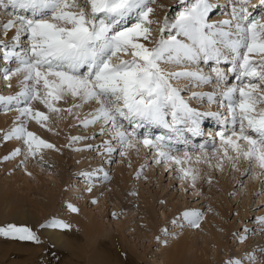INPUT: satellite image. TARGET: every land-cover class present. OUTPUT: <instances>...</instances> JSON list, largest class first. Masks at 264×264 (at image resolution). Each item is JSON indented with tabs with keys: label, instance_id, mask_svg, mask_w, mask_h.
Wrapping results in <instances>:
<instances>
[{
	"label": "snow or ice",
	"instance_id": "1",
	"mask_svg": "<svg viewBox=\"0 0 264 264\" xmlns=\"http://www.w3.org/2000/svg\"><path fill=\"white\" fill-rule=\"evenodd\" d=\"M154 2L88 0L90 12H85L83 8L73 10L78 7L76 0H0V15L9 17L2 25L3 33L15 29V44L12 48L18 46L22 35L28 39V47L22 53L4 45V59L14 57L19 63L15 71L6 73L4 78L11 79V75L23 72L24 87L17 96H0V102L12 104L22 98L27 105L32 100L40 99L49 111L60 112L61 109L54 107L53 101H59L67 95L79 98L84 103L95 101L99 107L92 118L85 119L83 124L87 126L99 120L105 124L111 123L114 138L122 146L134 147L129 135L121 130L122 126L118 123L121 117L129 121L139 118L170 127L165 120V116L170 113L173 124L191 119L194 127L190 131L198 132L197 120L193 117L198 118L201 114L189 107L181 97L180 89L170 81L189 78L199 83H209L211 77L199 71L165 72L161 62L179 64L182 60L195 62L199 59H214L219 64L222 49H227L235 54L233 70L236 60L240 61L239 68L242 71L237 78H248L249 82L228 88L222 94L228 101L227 111L231 123L234 126L239 123V132L233 130L230 135L219 133L220 148L214 147L213 151H222L229 161L243 157L264 171V108H257V105H264V88L261 87L264 85V59L254 62L250 57V54L264 56V20L252 18L245 6L248 0H243L240 11L237 13L233 10L235 32L226 31L225 27H233L232 21L224 20L220 25L208 23L212 8L210 0H195L170 25L176 34L166 39L163 37V33L169 29L165 20L159 29L161 38L149 47L152 43L151 25L154 23L150 15L155 11L149 4ZM260 4L264 5V0H260ZM26 12H30L31 16L21 14ZM133 12H136L138 22L132 27L113 32V25ZM101 13L105 18L97 20ZM141 39L148 43L140 42ZM242 48L246 49L243 53L240 51ZM120 53L130 55L131 59H121ZM85 67L87 71L81 73L80 70ZM213 71L218 83L224 81V72L219 68ZM255 80L259 83L252 82ZM40 87L44 89L43 96L40 95ZM201 95L204 94L193 93L194 97ZM207 95L209 101L213 100L212 94ZM68 111L71 112V109ZM19 112L21 116L36 119L37 123L48 119L44 113H33L27 106L19 109ZM209 115L220 118L218 113ZM221 122L227 123V118ZM13 137L23 139L28 155L34 156L40 148H54V145L27 131L24 124L13 128L5 134L4 139ZM239 141H243L244 145ZM143 144L156 148L160 158L173 161L176 165L190 159L187 152L184 153L185 159H181L164 151V145L159 141L144 139ZM229 149L235 153V157L228 154ZM107 151L112 152L113 149L109 146ZM19 154L20 149H15L5 159ZM180 172L182 178L195 181L196 176L191 169L181 167ZM104 175L107 178V173ZM69 208L72 212L78 211L72 205ZM183 216L191 226L199 227L200 213L186 211ZM53 226L69 228L68 224L62 222H53ZM0 235L39 242L31 229L12 224L0 227Z\"/></svg>",
	"mask_w": 264,
	"mask_h": 264
},
{
	"label": "bare ground",
	"instance_id": "2",
	"mask_svg": "<svg viewBox=\"0 0 264 264\" xmlns=\"http://www.w3.org/2000/svg\"><path fill=\"white\" fill-rule=\"evenodd\" d=\"M212 1L213 4H217V0ZM214 8L217 9L215 5H212L211 9ZM259 10L260 13L257 15L258 20H264V9ZM0 17V43H4L5 40L10 41L11 39H13V37L15 36V29H11L7 34H4L2 25L7 20V17L4 15ZM208 17L210 18V21H214L215 19H217L214 14H210ZM104 18L105 17L102 14L100 15L99 19ZM122 20L125 21V19L123 18L119 20V22H121ZM234 22L236 21L234 20ZM224 30L229 31V28L226 29L225 27ZM173 32L174 34H176L175 29H173ZM178 39L184 40L185 38L178 37ZM13 41H11L10 43H15V41ZM20 42L18 44L19 46ZM140 42L146 43L142 39L140 40ZM4 51L5 50H3L2 52L4 53ZM225 51L228 50L225 49ZM225 51H223L222 49L223 54L220 58L219 64H217L214 59L208 61L202 59L204 62L201 65V61H199V59L195 62L190 61L192 62L190 64H188L184 60H182L179 64L164 62L165 64H163V66L173 71H195L196 69H198L199 72H201L205 76L211 77V82L213 83L212 77H215V80H217L213 69L217 67L221 70L223 69V67H227V65H225V61H227V56L224 54ZM230 53L232 52L230 51ZM3 58L4 57H2V59ZM229 58L230 59L228 60V62L230 61L231 64H233V61L235 60V54L233 53L232 55H230ZM221 61L223 62L221 63ZM211 63H213V65H211ZM181 67L183 69H179ZM230 69H233V65H231ZM221 71L223 72V70ZM208 72L212 73L213 76H210V73ZM236 72L239 73L238 71ZM23 76V72L11 75V79H5L4 74L3 76H0V90L4 88V97H6V93L9 92L11 94V91H16V89L20 88L23 85ZM172 80L181 84H185L189 81H192L193 87L195 88L198 85L197 81L189 78H180ZM237 80L239 79L237 78L236 81ZM211 82L199 83L203 86L202 91H214L216 88L214 89L213 87H211ZM216 84L217 83H215V86ZM229 86L231 85L228 84V88ZM234 87H237V84L234 85ZM220 94L221 92L219 93V95ZM219 98L224 97L220 95ZM63 100L65 101V105L68 104L66 99ZM224 105L225 103H220L221 107ZM68 107L69 109H71V112L68 111L69 109H67L66 111L67 115H69L68 118H72L70 117L71 114H74L76 112L75 114L79 119H91L92 115L98 108H83L78 104V102H72V104ZM37 108L39 109V112H44L41 107L37 106ZM201 108L202 109H200V112H203V114L201 113V117L196 119L198 127L201 120L212 118L213 116H210L208 114L209 112L205 109V106ZM19 115L20 113L15 111L3 112L2 114H0V131L4 132L7 130V133H9L12 131L13 128L21 125L22 119H18ZM220 116L221 113L219 117ZM224 118H219L220 124H224L221 122ZM124 121L127 124V119H125ZM169 121L170 122L167 121V123L171 125L170 127H165L163 124L156 123L157 126L162 129V135L159 136L158 133V138L156 139L157 141L159 140V142L161 143V138H164V140L166 138L165 144L163 145L166 146L168 150L173 152L171 148L172 141L176 137L179 139V137L182 136V133H184V130L187 131L190 129V127H185V125L193 124L191 119H185V125L184 122H177L178 124L175 129L174 126L176 125V123L173 124L172 116ZM229 123H231L230 120ZM150 124L154 123L151 122ZM179 125H182V129H178ZM148 127H151V125H149ZM173 129L175 130V135H172L173 133H169ZM27 131L34 133L37 137L43 139L47 143L54 145V148H40L36 151V154L33 156L27 154V146L24 143L23 145L25 148L22 149L19 142L22 139H16L15 137H13L10 140H2L0 142V162H2L0 163V223L6 221H12L15 223L25 221L23 223H25L26 226H33L37 225L40 221L42 222L46 218H49V221H47L49 222V224L47 226L45 225V227H42L39 232L44 238V240L47 242L48 247L52 246L55 251L54 254H52L51 256L49 255L50 253L47 254V252V255L44 256V259L46 258L48 260V258H52L51 260H56L58 258L61 261H74L75 263L81 264H126V261L127 264H136L134 260H137L138 264L142 261H145L146 264H233V262H239V264H264V234H262L259 230L258 232H255L256 229H259V227L255 226L257 228H254L250 226L252 222L248 224H246L245 222L243 225H241V228L242 226H244L242 232H232L236 230L237 221L233 218L230 223L228 222L231 208L229 207V204H227V202L224 200V196L227 194V187L223 185V183L227 182V177L219 181V184L221 186L220 195H214V193L217 191L208 188L206 185H204L207 181V178L205 177V175H203L204 172L209 171L215 176V172L211 171L213 170V165L215 164V169L218 171L219 168L222 167V162L220 161L221 158H217V156L220 154L217 155L216 152L213 151V149L209 151L211 144L209 139H207L208 142H206L207 145L205 147L206 149L204 148V151L198 150L196 145L192 143L194 147L191 148L194 149V152H188V156L191 157V154L194 155L193 160H196L194 166L197 165L196 171H202L196 172V179L194 182L190 178L189 179L191 180L192 185L194 183V190H197L198 192L201 191V196L203 195L204 198L207 197V200H209V203L214 206L216 212L210 210L209 214V211L207 210L204 217H201V219L199 220V227H193L189 224L188 220L184 218L183 213L186 211H194L199 213L200 209H198V207L188 206L184 207L185 209H182L181 206H178V204L180 205L181 201L177 202V199L174 202L173 199H167L164 207L166 209L168 207L172 208L170 213H168L167 215L165 210L163 209L160 212V216L155 217V211L151 210V204L148 200V197H146L140 189L138 191V197L134 198H137V200H134L133 198L130 199V197L128 198V195L126 194L127 190L125 189V187L130 183V176L127 174V172H125L123 164H121L120 167L114 168L115 171L112 174L113 176H111L112 178L108 182V184H105L104 180L102 179L101 181L94 182V180L91 178L93 176L89 174V171H93L94 165L99 166V164H102L101 161L103 160L102 156L100 155L104 150H97L96 152H92L97 153L98 156L94 157L92 161L88 162V157L85 156V158L83 155H79L80 151L85 149V145L80 144L82 146L77 149L74 148L73 154H68L67 152L63 153L61 149L63 148V145L66 142L64 135H60L52 129H46L44 131L41 126H37L34 123L28 126ZM167 131L168 133H165ZM131 136L133 144H135V142L139 140L138 143L142 144V148H147L146 146H144L143 140H136L135 138L137 136L135 137L132 134ZM168 136H170L171 138H169ZM217 137L218 143L220 145L219 135ZM80 140H82V138L73 140L72 142L77 143L80 142ZM184 140L186 141V139ZM15 149H20V154L10 159H5V157L11 156ZM181 152L182 151L175 152L174 154H172L173 156L185 159V152ZM110 153L112 152H108L106 153V155H109ZM88 154H90V152H88ZM133 154V151H128L127 156L130 157V160H132L131 158ZM90 157H92V154ZM157 158L160 157L157 156ZM104 160L106 161L107 159L105 158ZM189 160H187V162H189ZM215 160L217 161L215 162ZM163 161L164 164H158V166L160 165L161 167H163L164 170H169L177 166L173 161H166L164 159ZM8 162L9 165L7 164ZM17 163H22V166L20 167H22L21 171L23 172L13 171V166ZM218 165H221V167L219 166L218 168ZM33 167L39 168L37 170H40V168L44 169L43 173L45 176L39 175L38 173L32 171L31 168ZM178 167L181 168L180 165ZM70 168L72 169L70 170ZM90 168L93 169L91 170ZM239 168H245V165H242ZM9 170H12V173L10 175L2 176L7 172L9 173ZM77 170L81 171L80 177L83 178L80 180L77 178L75 182L79 183V186L82 185L81 188H72V190L64 188L67 187V185L69 184V176L71 174L76 173L77 176L80 174L79 172H77ZM102 171H104L105 174L106 171ZM29 174L33 177L32 183H30L28 180L27 176ZM252 176L253 175H250L249 177ZM234 177L235 179L237 178V176ZM84 179H86V181L83 183ZM239 180L240 179H238V181ZM178 181L179 183L183 182V180H181V177ZM247 185L248 184L245 185L246 187L244 186V191H246V189L248 188L249 185ZM83 186L84 188L82 189ZM238 188L240 187L238 186L237 189ZM251 188L252 186H249V192H245L246 194H243V199H250ZM89 189H91V191H89ZM82 192L87 193L83 194ZM73 196L75 197L73 198ZM233 199L237 202V195H235ZM243 199L241 207L237 206V209H235V214H237V216L239 217L238 222H242L243 218L246 216L247 213V200L245 201ZM88 201H90V205L94 206L93 208H91L90 205H87ZM93 201H95V203ZM108 203L115 207H113V209H116L118 206L121 205L122 209H120V212H126L122 220H116V222L113 223V221L106 219L107 215H105V212ZM60 204H64V206L61 205L63 209H60ZM69 205L74 206L78 209V211L72 212L69 208ZM136 212L141 214L139 219L135 218ZM222 218L226 219V222H224V219ZM158 221L161 222V224L164 226L172 224L169 232H173L176 229L178 230L176 232H173V237L165 235L163 238H160L159 248H157V251L153 250L152 252L147 254L143 243L140 244V241L144 239V236H147V233L149 234V232L152 231L155 233L157 232L156 228ZM53 222L66 223L69 225V228L63 229L55 227L53 226ZM261 224L264 225V218L260 220L259 225ZM216 226H219V230L216 229ZM253 228L254 230H252ZM143 230L147 231L145 235L141 234V231ZM247 230L250 231V234L249 232H247ZM230 232L233 234L232 238L233 242H235V245L237 246L236 249H231V246L228 245L229 242H227V239L228 236H231ZM164 234L165 233H163V235ZM136 239L137 242H135ZM43 246L46 245L44 244ZM104 247H108L110 249L106 250L104 249ZM3 256H5V254ZM13 263H15L14 260L11 263L9 261L7 262V264Z\"/></svg>",
	"mask_w": 264,
	"mask_h": 264
},
{
	"label": "rangeland",
	"instance_id": "3",
	"mask_svg": "<svg viewBox=\"0 0 264 264\" xmlns=\"http://www.w3.org/2000/svg\"><path fill=\"white\" fill-rule=\"evenodd\" d=\"M76 3L78 5V7L76 9H73V10L79 11L80 8H83L85 12H90V5L88 4V0H76ZM193 3H195V0H155L154 3H150L149 6L152 7L153 9H155V11H154V13H152L150 15V19H152L154 21V23L151 25V28L153 30L152 31V37H151L152 43L149 44V47H151L152 44L155 43V41H157L161 38V33H160L159 29L164 25L165 20H167V23L169 25V29L163 33V37L166 39L169 35H175L174 34L175 31L173 32V29L170 28V25L172 23H174L176 17L178 16V14L181 11H183L186 7L190 6ZM210 3L212 5H215V7L217 9H215V8L211 9L208 16L210 14H214L217 19H215L214 21H210V18L208 17V20H207L208 23L220 25L221 21L228 19V20L232 21L233 26L235 25L234 23H236V22H234V20L231 19L233 16V10L235 9L236 12L238 13L240 11V6L243 3V0H225V1L224 0L223 1L217 0V4H213V1L210 0ZM245 6L247 7L249 13L251 14V17L255 18V19H258L257 15L260 13L259 9H264V5L260 4V0H248L247 4ZM21 14L26 15V16H31L30 12L21 13ZM100 15H102V13L98 14L97 20H99ZM0 16H2V15H0ZM4 16H6V15H4ZM6 17H5V19H6ZM8 18L9 17H7V19ZM124 19H125V21L122 20L121 22L113 25V32L122 31L126 28L132 27V25H134L138 22L136 12L131 13L129 16H127V18H124ZM132 22H133V24H132ZM0 29H1V24H0ZM226 29H228V27H226ZM229 31H232L234 33L235 32L234 27L229 29ZM21 38L22 39L20 42V46L18 45L17 47H14V48H12V45H14L15 43H10L11 41H13V39H11L10 41H6L4 39L5 40L4 43H0V58H1L0 59V76H3V74L5 76L6 73L7 74L13 73L15 71V69L19 66L18 61L14 57L11 59H8V60H5L4 58L2 59V57H4L2 51L5 50L4 45H8L10 50H14L15 52L22 53L23 50L28 47V39H27L26 35H22ZM232 38H235V36H233ZM146 43H148V42H146ZM245 50L246 49L242 48L240 51H241V53H243ZM223 51H225V49H223ZM224 54L227 56L226 58H227V62H228V60L230 59L229 58L230 55H232L233 53H230V50H228V51H225ZM118 55L120 56L121 59H124V60L131 59L130 55H125L123 53H120ZM250 57L254 62L259 61L261 59H264V56L257 55V54H250ZM184 61L187 62L188 64L192 63V62L187 61V60H184ZM199 61H201V65L204 62L202 59H200ZM239 63H240V61L236 60V67L235 68L240 69ZM163 64H165V63L162 61L161 67L165 72H179L177 70L173 71V70L167 69L163 66ZM229 67L230 66H228V68ZM184 68H187V67H184ZM179 69H183V68L181 67ZM222 70L225 73V79H224V81L218 83L217 80H215V77H212L213 78L212 81L214 84L211 82L212 83L211 87H213L214 89L216 88L212 92H207L206 90L202 91L203 86L201 84H199V82H198L199 86H197L196 88H200V89H196L195 87H193L192 81H189L185 84L178 83L174 80H171L170 82L172 83V85L174 87H177L178 89H180L181 97L183 99H185V101L188 102L189 107L194 109L196 112L203 114V112H200V109H202L201 107L205 106V109L208 110L209 113H218L219 115L221 113V116H228V118H231L228 111H227L228 102H226V104L224 105L225 107L224 106L221 107L220 103L221 102L224 103L225 101H222L221 100L222 98H219V97H220V95L223 97L222 94L225 91H227L226 89H228V84H229L228 82H230V80L233 79L232 76H234V74H232V73L229 74V69H225V67ZM80 71H81V73H85L87 71V69L85 67V68H82ZM195 71H199V70L196 69ZM240 71H242V70L240 69ZM208 73H210V72H208ZM209 75L213 76L212 73H210ZM22 80H24V76L22 77ZM248 82H249L248 78H241L237 82V87L242 86L243 84L248 83ZM252 82L259 83L258 80H255ZM215 83H217L216 86H215ZM23 87H24V82L20 88L16 89V91H11V94L9 92L6 93L7 94L6 97L7 96L9 97V94H10V96H17L18 93H20L22 91ZM231 87H234V85L229 86V88H231ZM261 87L264 88V85H262ZM39 92H40V95L43 96L44 89L42 87H40ZM220 92H221V94L219 95ZM193 93H199V94H204V95L194 97ZM207 94H213V100L209 101ZM0 96H3V97L5 96L4 88L2 90H0ZM237 97H238V93H237ZM63 99H66L68 104L65 105L64 104L65 101ZM72 102H78V104L80 106H82L83 108H90V109L94 108V109H96L97 107H99V105L95 101H89L87 103H84L79 98H73L71 95H67V96L63 97L62 99H60L59 101H53L54 107L61 109V111L60 112H51V111H49V109L47 107H45V105L41 102L40 99L32 100L29 104L26 105L25 102L23 101V99L21 98V100L19 102L13 101L12 104H5L3 102H0V114H2L3 112H12V111L19 112V109L26 107V106L30 107L32 109L33 113H35V112H39V109L37 108V106L41 107L44 110V112H42V113H44L48 117V119L46 121H42L41 123H37L36 119L27 118V117H24L21 115L18 116L19 120L22 119L21 122H22V124H24L26 126L27 130H28V126L30 124L34 123L37 126H41V128L44 131L46 129L47 130L52 129V130H55L56 133H59L60 135L61 134L64 135L66 142L63 145V148L61 149L63 153L67 152L68 154H73L74 148L77 149L80 146L85 145V149L80 151L79 155H83L84 157L85 156L88 157V160H87L88 162L92 161L94 157L98 156L97 153H92V152H94V151L96 152L97 150H99V151L104 150L100 155V156H102L103 161H101V163L103 164V166H102V164H99V166L94 165V169L90 168L91 170L93 169V171H89L90 172L89 174L93 176L91 178L94 180V182L101 181V179H102V180H104L105 184H108V182L112 178L111 176H113L112 174L115 171L114 168L120 167L121 164H123L125 172H127V174L130 176V179H129L130 181L128 180L130 183L125 187V189L127 190V193H126L128 195L127 197L128 198L130 197V199H132V198L134 199L135 197H138V195H139L138 191L140 189L141 192H143L145 194V196L148 197V200L150 201V204H151V210L155 211L154 212L155 217L156 216L159 217L160 212L163 209L165 210L167 215H168V213H170L172 208L168 207L166 209L164 207L167 199H173L174 202L178 199L177 202L181 201L180 205L178 204V206H181L182 209L184 207H188V206L198 207V209H200L199 213L201 214V217H204L207 210L209 211V214H210V210H212L213 212H216V209L214 208V206L212 204L209 203V200H207V197L204 198L203 195L201 196V191L198 192L197 190H194L191 180L189 178H182V173L180 172V168L178 167L179 165H177L174 168H171L169 170H167V169L164 170L163 167H161L160 165L158 166V164H164V161H163V158H157V156H158L157 155V149L152 148V147H147L144 149L141 146L142 144L138 143V141H139L138 139L144 140L145 138L149 139L153 142H157L156 136L154 134L151 136H148V137H143V136L140 137V134L143 135V133L139 132V134L135 138L138 141L135 142V144L132 143L133 145H135V147L122 146L119 143L118 139L114 138L115 132L113 130V126L111 123L105 124L103 121L101 122V120H99L95 124H89V125L85 126V125H83V121L86 118H80L79 119L77 117V115L75 114L76 112L74 114H71L70 117H72V118H68L69 115H67L66 111H67V109H69L68 106H70L72 104ZM257 108L258 109L264 108V105H257ZM205 109H203V110H205ZM199 117H201V115ZM166 118H167V120H170L171 114L169 113L168 115H166L165 119ZM194 118L198 119L196 117H194ZM124 120L125 119H123L121 117V118H119L118 123H119V125L122 126L121 130L125 131L129 135V139L132 142L133 141L132 136H131L132 132H131V130H129L130 125L128 123L126 124ZM180 122H184V120H182ZM185 123H186V121L184 122V125H185ZM155 125H157V124L154 123L153 126H155ZM150 130H151V128H150ZM233 130L239 132V123L238 122L235 126L233 125ZM233 130L230 129L227 132V135H230ZM6 133H7V130L4 132L0 131V142L2 140H5L4 136ZM250 134H252L253 136L255 135L254 133H250ZM105 135H106V137H105ZM160 135H162V131H161V133H159V136ZM74 137L82 138V140H80V142L74 143V142H72L73 141L72 138H74ZM168 137L171 138L170 136H168ZM213 139H214V141L211 142V149L210 150H212L214 147L220 148V145L217 142L218 138L214 137ZM19 142H20L22 149H24L25 147L23 145V139ZM78 143H79V145H78ZM116 143H117V145H116ZM239 143L242 146L244 145L243 141H239ZM80 144H82V145H80ZM160 144H162V143H160ZM109 146L113 149L112 153L109 154L110 156L108 154L106 155V153H108L107 148ZM129 150H131V152L133 151V153H134L132 158H131L132 160H130V157L127 156ZM163 150L170 152L171 155H173L177 151H182L183 153L186 151H187V153L188 152L192 153V151L194 152V150H192L190 148L183 149V150L182 149L176 150V151L172 152V151L168 150L166 146H164ZM88 152H90V154H88ZM122 152L125 154L122 155L121 154ZM91 154H92V157H90ZM216 154L217 155L220 154L217 156V158H221L220 161L222 162L221 163L222 167H221V165H218V168H219V166L221 167V168H219V171H218L215 169L216 168L215 164L213 165V170H211V171L215 172V176L211 172L205 171L203 175H205V177L207 178V181L204 185H206L208 188H211V189L217 191L214 193V195H216V194L220 195L221 194V186L219 184V181L223 180L224 178L227 177L228 180L226 183H223V185L227 187V194L224 196V200L227 202V204H229V207L231 208L228 222L230 223L233 218L236 219V221H237L236 230H234L232 232L233 233L235 231L242 232L244 226H242V228H241V225H243L245 222H246V224L252 222V224L250 226H252L254 228L259 227V229H256L255 232H258V230H259V231H261L262 234H264V229H263L264 225H262V224L259 225L260 220L262 218H264V171H262L261 169L256 167L254 163H250L248 160L244 159L243 157H241L240 159H234L232 161H229L227 158L224 157L222 151H218V152H216ZM228 154L230 156L235 157V153H233L230 149H229ZM193 156L194 155L191 154L192 158L190 157L189 162H187L186 164H184V163L181 164L180 167H183L185 169H187V168L192 169V173L195 172L193 174L196 175V172H201L202 170L196 171L197 165L194 166V163L196 160H193L194 159ZM105 158L107 159L106 161L104 160ZM157 159L160 160L159 163H157V162L155 163V161H157ZM209 161H210V159H209ZM216 161L217 160H215V162ZM0 163H2V162H0ZM7 164L9 165V162ZM233 164H235V167H233ZM242 165H245V168H239ZM20 166H22V163L15 164L13 166V171L14 172L21 171L22 167H20ZM216 166H217V164H216ZM101 167H102V170L106 171L105 173H107V178H105L104 171L101 170ZM37 169H39V168H36V167L31 168L32 171L38 173L39 175L45 176L43 173L44 169H41V168H40V170H37ZM71 169L72 168H70V170ZM198 169H200V168H198ZM11 171L12 170H9V173L7 172V173H5L3 175L1 174V175L2 176L10 175L12 173ZM220 171H222V172H220ZM21 172H23V171H21ZM77 172L80 173L78 176L76 175V173H73L69 176V184L67 185V187H64V188L69 189V190H72V188H76V189L81 188L82 185L79 186L78 185L79 183L75 182V180H77V178L80 180L83 177H80L81 171L77 170ZM137 174H139V176ZM250 175H253L254 177L253 176L249 177ZM234 176H237V178L235 179ZM27 177H28L29 182L32 183L33 182L32 175L29 174ZM180 177H181V180H183L182 183H179V181H178L180 179ZM238 179H240V180L238 181ZM246 180H248V181H246ZM85 181H86V179L83 180V183ZM200 182H201V179H200ZM236 182H237V184H236ZM76 184H77V186H76ZM87 184H89V183H87ZM246 184H248L249 186H252V188H253V190L251 188L250 199H246V198L243 199V194L245 192H249V190H248L249 186L248 185H247L248 188L246 189V191H244L245 190L244 186ZM128 186H129V188H128ZM238 186L240 188L237 189ZM83 188H84V186L82 187V189ZM82 193L85 194L87 192H82ZM235 195H237V198H238L237 202L233 199V197ZM74 197L75 196H73V198ZM242 199L245 201L247 200L246 201L247 213H246V216L243 218V221L238 222L239 217L237 216V214H235L236 213L235 209H237V206L241 207ZM134 200H137V198ZM61 205L62 204H60V209H63L62 206H64V204L62 206ZM87 205H90V201H88ZM90 206H91V208L94 207L93 205H90ZM113 207H114L113 205H110V203H108L105 215H107L106 219H109L110 221H113V223H114V222H116V220L117 221L122 220L124 218L126 212L125 211L120 212L121 211L120 209H122L121 205L118 206L116 209H113ZM140 215L141 214L136 212L135 218L139 219ZM237 217H238V219H237ZM222 219H224V218H222ZM47 221H49V218H46L42 222L40 221L37 225H33V226H26V224L23 223L25 221L16 222V223L12 222V221H6V222L0 223L1 224L0 227H7L9 224L16 225L17 227H28L39 238V242H36V241H31V240H24L23 241L20 239L5 237L3 235H0V251H1L0 252V264H4V262H5V264H7L8 261L11 263L13 260L15 261V263H13V264H81V263H75L74 261H61L58 258L56 260H51L52 258H48V260L46 258L44 259L45 255L50 253L49 255L51 256L52 254H54V251H55L52 246L48 247L47 242L44 240V238L41 236V234L39 232L42 227H45V225L47 226L49 224V222H47ZM224 222H226V219H224ZM171 225L172 224H168V225L164 226L161 224V222L158 221L157 222V228H156L157 232L155 233L152 231V232H149V234L147 233V236H144V239L142 241H140V244L143 243V246L145 247L147 254H149L153 250L157 251V248H159V239L160 238H163L165 235L166 236L169 235L170 237L174 236L173 232H176L178 229H176L173 232H169V230L171 229ZM255 226H257V227H255ZM254 228L252 230H254ZM140 229H144V228H140ZM216 229L219 230V226H216ZM146 232H147L146 230H143V231H141V234L145 235ZM247 232H249V234H250V231L247 230ZM163 233H165V234L163 235ZM230 235L231 236H228V239H227V242H229L228 245L231 246V247L229 246L231 249H234V248L236 249L237 246L235 245V242H233V238H232L233 234L231 232H230ZM135 242H137V239L135 240ZM15 244H17V245H15ZM44 244L46 246H43ZM104 249L109 250L110 248L104 247ZM140 249H142V248H140ZM18 251L19 252L21 251V252L19 253ZM4 254H5V256H3ZM7 257H8V259H7ZM18 258H19V260H18ZM9 259H11V260H9ZM1 260H2V263H1ZM4 260H6V261H4ZM122 260H124V259H122ZM134 261L136 262V264H138L137 260H134ZM126 264H127V261H126ZM139 264H146V262L142 261Z\"/></svg>",
	"mask_w": 264,
	"mask_h": 264
}]
</instances>
